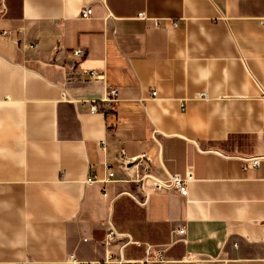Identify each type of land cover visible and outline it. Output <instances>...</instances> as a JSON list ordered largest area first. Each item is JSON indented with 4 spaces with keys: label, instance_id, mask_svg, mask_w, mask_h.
I'll list each match as a JSON object with an SVG mask.
<instances>
[{
    "label": "crops",
    "instance_id": "obj_1",
    "mask_svg": "<svg viewBox=\"0 0 264 264\" xmlns=\"http://www.w3.org/2000/svg\"><path fill=\"white\" fill-rule=\"evenodd\" d=\"M259 85L264 0H0V264L102 260L109 222L141 242L126 258L264 264V158L243 160L264 156ZM121 150L190 172L188 194L143 202Z\"/></svg>",
    "mask_w": 264,
    "mask_h": 264
},
{
    "label": "built area",
    "instance_id": "obj_2",
    "mask_svg": "<svg viewBox=\"0 0 264 264\" xmlns=\"http://www.w3.org/2000/svg\"><path fill=\"white\" fill-rule=\"evenodd\" d=\"M92 14L91 5H85L80 10V17H90ZM138 16H144L143 13H139ZM36 42H32L31 45H35ZM73 53L75 56L80 57L83 54L82 47H76L73 49ZM90 74L95 78H103L104 73L99 72L96 69H91ZM260 88V98L264 102V87L259 85ZM152 94H155V91H152ZM206 95V94H205ZM117 97V89L115 87H109L107 90L105 100L108 101H116ZM181 107L185 108L184 103H181ZM91 111H97L98 107L95 103L91 106ZM105 141H102V147H104ZM124 151L121 150L122 156V165L124 168H133L135 169V175L132 177V180L138 183L139 189L143 194V202H146L148 194L154 190L162 189V188H176L180 194L186 196L188 194L187 183L191 179V173L188 172L185 176H181L179 173H168L166 177L161 178L153 173L151 169L150 157L141 154L135 155L131 157L124 156ZM264 158V156H251V157H243L245 166H257L259 161ZM129 162V164H127ZM108 179H116L115 173L113 170L108 172V175L104 178V180ZM96 180L94 175H89L86 177V183H92ZM185 230L184 227L179 228L177 230L178 233H183ZM116 239H121L123 244L117 249V251L111 250L109 247L114 243ZM134 243L141 244L140 241L135 240L131 237L127 232L118 231L111 222L108 223V227L104 237V244L106 247L105 256L102 260H79L74 253H70L67 257L69 264H123V263H132L135 264H165L170 261L169 257L165 254V250L167 249V245L164 244H153L149 242H144V254L142 257L137 259H130L124 257L123 247L126 244ZM15 264H23V262L18 261Z\"/></svg>",
    "mask_w": 264,
    "mask_h": 264
}]
</instances>
